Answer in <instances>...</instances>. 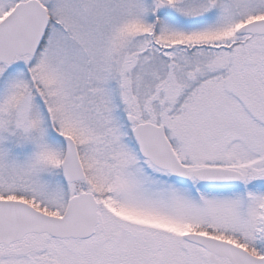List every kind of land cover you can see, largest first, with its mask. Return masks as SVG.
I'll return each instance as SVG.
<instances>
[{
  "label": "snow or ice",
  "instance_id": "6c2138e0",
  "mask_svg": "<svg viewBox=\"0 0 264 264\" xmlns=\"http://www.w3.org/2000/svg\"><path fill=\"white\" fill-rule=\"evenodd\" d=\"M0 264H264V0H0Z\"/></svg>",
  "mask_w": 264,
  "mask_h": 264
}]
</instances>
